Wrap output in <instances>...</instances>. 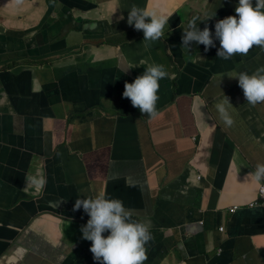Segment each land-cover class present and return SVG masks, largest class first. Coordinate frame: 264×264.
Returning a JSON list of instances; mask_svg holds the SVG:
<instances>
[{
    "label": "crops",
    "instance_id": "1",
    "mask_svg": "<svg viewBox=\"0 0 264 264\" xmlns=\"http://www.w3.org/2000/svg\"><path fill=\"white\" fill-rule=\"evenodd\" d=\"M133 5L169 17L161 39L146 42L128 24ZM237 5L0 0V162L7 167L0 176V262L8 261L2 264H97L91 241L80 243L86 222L79 218L87 214L74 204L99 194L120 199L133 219L150 223L144 264H264V202L250 206L262 181L249 175L264 164V103L250 105L236 79L264 65V50L254 46L224 60L214 38L215 23L236 15ZM214 13L197 26L207 24L215 47L193 42L184 51L188 21ZM147 64L163 65L168 75L157 93L160 114L134 119V135L124 129L136 113L119 107L120 81ZM70 88L79 102L69 99ZM224 95L238 111L227 106L231 127L217 111ZM37 174L47 179L39 195L24 185Z\"/></svg>",
    "mask_w": 264,
    "mask_h": 264
},
{
    "label": "clouds",
    "instance_id": "2",
    "mask_svg": "<svg viewBox=\"0 0 264 264\" xmlns=\"http://www.w3.org/2000/svg\"><path fill=\"white\" fill-rule=\"evenodd\" d=\"M14 3L21 5L23 0H14ZM235 13L236 15L218 20L214 26V38L220 43L217 57L224 60H229L237 54L247 55L254 46L264 50V0H255V4L253 0H238ZM215 15L216 13L206 16L205 19L193 16L188 21L181 38L184 51L190 52L193 42L204 45L205 50L215 47L213 33L207 24L203 30L197 26V21H206ZM120 19H123V16ZM127 22L137 31H143L144 41L154 42L164 36L169 17L133 5L128 11ZM144 64L146 62H142V65ZM167 75L163 65L147 64L142 75L137 76L131 83L125 82L123 97L130 99L132 106L138 108L142 114L155 119L159 115L156 107L159 99V81ZM236 79L250 105L264 103V65L256 68L251 74L240 72ZM239 96L242 98L241 93ZM228 105L231 103L224 95V101L217 105V111L224 124L231 127L234 120ZM249 175L257 184L264 181V164H257ZM25 180L27 186H34L38 192L47 183L43 174L29 175ZM259 188L258 196L250 206L264 202ZM238 207L234 205L230 207V211L234 212ZM81 208L87 214L79 218V221L86 222L80 229L82 238L91 241L90 251L97 264H144L147 259L146 245L153 240L149 222L133 219L134 211L126 208L123 201L106 198L104 194L76 199L74 210ZM223 230L224 228L220 227V231ZM104 233L108 235L105 236Z\"/></svg>",
    "mask_w": 264,
    "mask_h": 264
},
{
    "label": "trees",
    "instance_id": "3",
    "mask_svg": "<svg viewBox=\"0 0 264 264\" xmlns=\"http://www.w3.org/2000/svg\"><path fill=\"white\" fill-rule=\"evenodd\" d=\"M142 72H143V70H141L140 73H142ZM131 78H132V79H135L136 77L133 76V77H131ZM162 80H163V79H162ZM162 80L159 81L160 84L162 83ZM161 86H162V85H160V87H161ZM229 102L231 103V105H229V106H231V107L234 108L235 113L238 112L237 109H236V107L234 106V104H233V102H232L231 99H229ZM221 103H222V102H221ZM211 104H212V103H211ZM215 105H216V104H215ZM159 114H160V112H159ZM135 116H136V118H129V120H131V121H130L129 123H127V125L124 127V129H127L129 132H131V133L134 134V135H135V132H136L134 119H136V120H142V121H147V122L153 120V119L150 118L147 114L138 113V114H135ZM169 125H170V122H168V123L164 126V128L167 129V128L169 127ZM215 126H217V124H215ZM180 127H181L182 132H185V133H186L187 124L184 123L183 120H182L181 123H180ZM218 127H219V130L224 134L225 138L228 139V140H230V136H229V133H230V132H229L227 129H223L221 125H218ZM215 130H217V128H215ZM194 136H195V135H194ZM193 138H194V144H195V146H196V147L200 146V143H201V138H200V136L198 135V137L195 136V137H193ZM193 138H192V139H193ZM145 165L151 167V164H150L149 162H148V163L145 162ZM149 167H146L147 170H149ZM263 183H264V181H262V182L260 183L259 187H260ZM259 187H258V188H259Z\"/></svg>",
    "mask_w": 264,
    "mask_h": 264
},
{
    "label": "rangeland",
    "instance_id": "4",
    "mask_svg": "<svg viewBox=\"0 0 264 264\" xmlns=\"http://www.w3.org/2000/svg\"><path fill=\"white\" fill-rule=\"evenodd\" d=\"M38 63H42V62H38ZM144 71L145 70H143V72ZM143 72L140 73L139 75H142ZM139 75H137V76H139ZM137 76H135V77H137ZM133 81H134V79L127 78V77L120 81V83H121V90L120 91L122 93L119 95L117 102H118V105L120 108L126 109V107H127V108H130V110H132L136 114H138V113H141L140 110L138 108L132 106L130 99L123 97L125 82L131 83ZM67 93L69 94V99L71 100V102H79V100L82 98L79 94L77 95V93L73 91V88H70V92H67ZM85 95H87V94H85ZM159 112H161V109L158 110V113ZM125 114L127 115V111L125 112ZM129 117H131V116H129ZM87 122H89V121H87ZM214 131H216V130H214Z\"/></svg>",
    "mask_w": 264,
    "mask_h": 264
},
{
    "label": "flooded vegetation",
    "instance_id": "5",
    "mask_svg": "<svg viewBox=\"0 0 264 264\" xmlns=\"http://www.w3.org/2000/svg\"><path fill=\"white\" fill-rule=\"evenodd\" d=\"M38 61H40V62H46L47 60H38ZM34 72H35L36 74L43 73L44 76H46V71H34ZM38 77H39V76H38ZM119 93H120V91H119L118 89H115V95H118ZM121 93H122V92H121ZM223 101H224V99H220V100H218V103H221V102H223ZM83 105H86L88 108H89L90 106H92V105L90 104L89 101H85V102L83 103ZM88 120H89L88 118L85 119V123H86V125H87V121H88ZM6 169H7L6 165L0 162V176H2V177H1L2 180H3V178H4L5 174H6ZM4 184H6V183H4ZM24 185H25L26 187H29V186L26 185V180H25V182H24ZM45 188H46V185H45V187H44L41 191H39V192H37V191L35 190V192H37L35 195H39L42 191L45 190ZM79 234H80V236H81V237H80V243H83L85 240L82 238V232H81L80 228H79ZM3 262L8 263V261L1 260L0 264H2Z\"/></svg>",
    "mask_w": 264,
    "mask_h": 264
},
{
    "label": "built area",
    "instance_id": "6",
    "mask_svg": "<svg viewBox=\"0 0 264 264\" xmlns=\"http://www.w3.org/2000/svg\"><path fill=\"white\" fill-rule=\"evenodd\" d=\"M259 194L264 199V183L259 188Z\"/></svg>",
    "mask_w": 264,
    "mask_h": 264
}]
</instances>
